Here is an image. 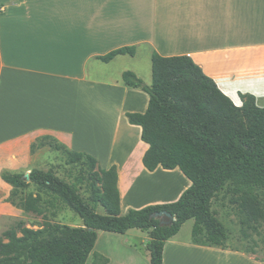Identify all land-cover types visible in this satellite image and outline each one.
Listing matches in <instances>:
<instances>
[{
	"label": "crops",
	"instance_id": "1",
	"mask_svg": "<svg viewBox=\"0 0 264 264\" xmlns=\"http://www.w3.org/2000/svg\"><path fill=\"white\" fill-rule=\"evenodd\" d=\"M126 46H136V54L108 63L97 58ZM154 51L191 56L236 104L241 93H251L264 107V0H0V232L22 214L9 201L13 186L2 173L31 172V146L42 131L104 168L118 166L123 213L181 197L191 181L179 168L149 171L143 163L149 144L127 117L149 106L147 92L123 82L127 69L144 78L141 66L114 69L141 54L152 69ZM144 81L150 85L152 76ZM159 174L180 176L175 199L168 187H159L158 197L140 191ZM137 230L124 247L138 264H150V233ZM178 235L166 243L164 264H199L194 261L206 257L216 264H264Z\"/></svg>",
	"mask_w": 264,
	"mask_h": 264
},
{
	"label": "trees",
	"instance_id": "2",
	"mask_svg": "<svg viewBox=\"0 0 264 264\" xmlns=\"http://www.w3.org/2000/svg\"><path fill=\"white\" fill-rule=\"evenodd\" d=\"M135 54L136 46H126L97 58L108 63L118 55ZM123 82L150 96L146 112H127L129 122L142 127V140L149 144L145 167L179 168L191 185L176 201L123 213L118 166L102 168L87 152L65 151L66 164L78 167V180L86 181L87 195L52 168L32 169L29 181L24 173L5 170L2 177L13 186L9 201L46 220L34 229L20 219L4 230L0 264H87L91 256L92 264H108L109 258L95 251L99 232L124 234L131 229L149 231L150 264H164L166 243L190 219H194L193 244L255 253L232 247L229 229L213 204L223 191L234 197L244 235L250 227L258 232L264 220V107L256 96L241 93L238 105L191 56H162L157 51L152 54L150 85L132 70L123 73ZM32 184L36 189L28 192ZM57 201L77 213L83 225L48 220L46 210ZM163 210L174 216L171 225H161L152 216Z\"/></svg>",
	"mask_w": 264,
	"mask_h": 264
},
{
	"label": "rangeland",
	"instance_id": "3",
	"mask_svg": "<svg viewBox=\"0 0 264 264\" xmlns=\"http://www.w3.org/2000/svg\"><path fill=\"white\" fill-rule=\"evenodd\" d=\"M124 60L125 62L123 64L121 63L122 61H120V65H115L114 69H118L119 67L132 68L133 66H136V62H138L141 66V74L145 79L148 78V80H150L152 76V69L151 65L147 67V59H145L144 54H141L139 61H137V59L133 60V58L129 56H126ZM144 78L142 79L145 80ZM32 144L34 145L31 148L32 159L30 164V170L34 168L44 170L52 168L55 173L61 178H64L69 182H76L80 188V191L83 194L87 195L86 181L78 180L81 174L79 168L71 167L66 164L65 151L67 149H70L67 143L62 141L54 133L42 131L36 136ZM102 168H104L103 165ZM179 177L180 176L173 174L172 179L168 178L167 180H165L159 174L154 177L151 181H143V186L146 183V185L151 186V188L145 189V187L142 186L139 189L141 192L144 193V196H146L147 193L149 195L152 194L153 197H158L159 193L157 189L159 187H165V189L168 187L167 189L170 195L169 198L175 199V196H171L182 186V183L180 184L176 180V178ZM35 189V185L32 184L27 191H35ZM160 194L163 196L165 194V190H163ZM233 199L234 197L223 191L215 198L213 204V208L217 212L218 217L225 223V225L229 229V232L231 234V245L233 248L239 250L241 249L243 251H246V249H253L255 253L249 255L259 261H264V220L261 221L258 232H256L255 230H253V228L250 227L246 229L247 234L244 235L242 232V215L240 212L239 204H236ZM17 201H19V198L17 199ZM99 212L104 213V209L102 207H99ZM46 214L49 216L48 220L52 221L53 223L67 224L74 227L83 225V221L77 213H75L69 207L65 206L64 204L58 201L55 203L54 207L49 206L47 208ZM20 219L24 220L28 227L34 229L41 228L43 226L44 221L46 220V218H43L41 215H36L34 213H26L22 210V214L19 217L14 218L13 222H11V226L6 227L0 232V238L4 230L13 227ZM193 225L194 219H190L186 223H184L181 228V231L179 232L178 237L184 240H188L189 243H192L191 238ZM136 231L138 230H132L126 235L114 232L100 231L98 240L99 242H97L95 251L100 252L101 254L103 253L104 256H107L108 253L111 254L109 255L110 264H138L136 260L132 259L131 256L128 255V251L124 247L128 243L130 234H135L137 233ZM130 244L133 243L129 242V244L127 245ZM103 249H105V251L108 250L106 251L107 253ZM145 251L146 244L144 245V252ZM194 262H197L199 264H216V262L212 263V261L207 257L205 258V261L200 260ZM92 263L93 261L91 256L87 264ZM217 264L219 263L217 262Z\"/></svg>",
	"mask_w": 264,
	"mask_h": 264
},
{
	"label": "water",
	"instance_id": "4",
	"mask_svg": "<svg viewBox=\"0 0 264 264\" xmlns=\"http://www.w3.org/2000/svg\"><path fill=\"white\" fill-rule=\"evenodd\" d=\"M23 178L26 181H29L30 180V173H25ZM152 216L159 219L161 225H171L174 221V216L166 210L156 212Z\"/></svg>",
	"mask_w": 264,
	"mask_h": 264
},
{
	"label": "bare ground",
	"instance_id": "5",
	"mask_svg": "<svg viewBox=\"0 0 264 264\" xmlns=\"http://www.w3.org/2000/svg\"><path fill=\"white\" fill-rule=\"evenodd\" d=\"M183 182V181H182ZM134 264V263H133Z\"/></svg>",
	"mask_w": 264,
	"mask_h": 264
}]
</instances>
